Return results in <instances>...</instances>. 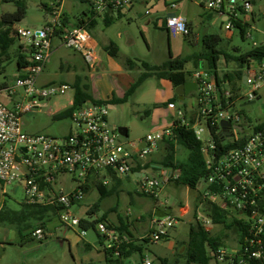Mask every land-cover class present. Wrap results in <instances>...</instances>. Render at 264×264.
<instances>
[{"label":"built area","instance_id":"1","mask_svg":"<svg viewBox=\"0 0 264 264\" xmlns=\"http://www.w3.org/2000/svg\"><path fill=\"white\" fill-rule=\"evenodd\" d=\"M92 1L96 10L103 12L110 7L127 10L133 0ZM200 1L222 21L226 31L237 28L238 23L248 28V15L253 11L251 0ZM57 2L58 5L53 3L49 7L50 19L43 27L16 29L20 41L29 45L30 53L14 84L0 90V94L11 101L7 105L0 100V182L7 185L18 180L24 189L25 204L55 208V218L60 224L69 229L80 228L83 238L86 230L81 228V222L92 217L82 218L73 208L86 195V179L101 175L100 185L107 187L114 178H132L140 193L152 196L158 202L160 192L176 182L181 172L152 163L147 166L148 159L160 151L161 143L173 135L174 127L191 130L201 142L208 169L205 179L199 183L205 187L199 209L213 204L240 224L239 233L233 234L229 243L212 253L214 264H264V128H259V123H244L242 114L243 104L255 100L264 88V56L259 61L244 64L241 81L235 87L229 79L217 81L203 69L195 71L192 74L196 83L193 91L195 107L178 109L168 126L148 132L137 143L120 141L121 135L108 125L107 105L93 102H86L74 110L70 116L73 128L66 136L28 134L23 130L22 116L37 108V100H50L64 95L69 89L66 84H40L38 81L56 51L54 40L59 41V47L80 54L89 68L95 69L98 62V46L90 32L65 23L62 1ZM170 7L175 8L176 3ZM171 13L174 16H169ZM171 13L163 21L168 33L190 35L186 17ZM261 34L260 42L246 31L245 37L251 40L253 49L264 46V29ZM223 121L228 126H221ZM205 135L206 140L203 139ZM75 171H79L84 179L80 185L67 193L58 190L60 174ZM168 204L166 200L163 205ZM179 217L168 214L159 218L153 214L150 232L141 239H148L149 243L165 239L176 228ZM197 221L206 229L212 224L209 217L202 220L198 216ZM97 230L106 243L104 250L111 252L113 258L119 256L124 243L130 242L126 233L109 227L108 222H100ZM33 236L41 241L46 232L38 227ZM143 264H152L149 256H144Z\"/></svg>","mask_w":264,"mask_h":264},{"label":"rangeland","instance_id":"2","mask_svg":"<svg viewBox=\"0 0 264 264\" xmlns=\"http://www.w3.org/2000/svg\"><path fill=\"white\" fill-rule=\"evenodd\" d=\"M241 1L238 0V2ZM251 1L257 16H264V0ZM173 2H176V7L172 9L170 4ZM199 2L201 1L167 0L168 10L187 15L192 20L194 31L186 36L169 34L164 28L163 21L168 12L163 5V0H133L132 7L121 17L115 10L111 12L114 17V23L111 26L104 24L103 12H100L97 25L87 30L98 43L100 54L108 57V61L98 62L95 69H91L85 64L80 54L65 47L57 50L50 59L47 70L39 83L53 79L56 84L68 85L69 89L64 95L53 97L50 100H37V108L22 116L21 123L24 132L52 137H63L70 133L73 128L71 118L54 119V116L72 106L76 76L86 79L90 86L89 93L94 99H106L113 93L121 97L125 89H128L135 79L145 72L142 62L161 66L171 56L185 58L199 55L205 51L203 39L207 35L220 36L222 41L219 48L227 54L237 56L252 48L251 40L247 37L242 38L238 28L226 31L219 20L213 24L208 17L213 13L200 6ZM52 3L58 5L57 0H27L26 17L17 24V27L32 30L43 27L51 15L50 9L46 10L44 6ZM91 8V3L87 1L62 0L61 10L66 14L69 25L73 27L78 26V20ZM13 11H15L13 4H2L0 1V18L3 13ZM257 26H264V17L260 18ZM247 31L251 32L256 39L257 34L250 27ZM105 43H108L106 45L112 43L118 49L117 56L112 57L106 52ZM20 45L21 41L17 39L10 50L11 60L3 64L5 68L0 74V83L14 84L19 74L17 57ZM57 45L59 41L54 40V47ZM235 48H239V52L235 51ZM128 60L136 63L134 68L126 64ZM66 61L70 70L67 69ZM235 67V62L226 63L224 55L221 56L218 62L220 74L231 71ZM209 68V62H201L195 58L186 64V70L191 74L199 69ZM188 81H193L192 75L188 76ZM175 90L176 88H172L169 81L160 79L157 74L153 73L140 84L136 93L127 102L106 104L109 111L110 129L118 134V127L128 128V136H120L119 140L137 143L145 138L148 132L165 128L170 124L171 118L178 109L185 110L196 105V94L193 92L185 97L186 107L180 101L169 104V100L175 95ZM19 92L21 93V90ZM0 100L10 105L8 97L3 93L0 94ZM242 114L245 118L244 123L264 124V88L259 91L255 100L242 107ZM203 139H207L206 135ZM160 154V151L155 152L148 161H158ZM188 155L189 150L185 146L176 145L177 160L184 161ZM152 164L159 166L157 163ZM100 176L92 175L86 179L89 189L84 199L73 208L82 218H87L88 209L100 199L98 188ZM83 180L79 171L63 172L60 174L56 188L67 193L76 189ZM120 181L119 189L102 199L98 213V216L107 214L109 223L114 226L120 225V218L132 224L140 216L149 215L153 205L157 203L154 197L140 193L139 187L132 178H124ZM113 187L115 183L111 182L107 189ZM204 190L205 187L202 184L195 189H189L176 183L167 185L160 192L158 201L161 204H166V200L169 201L170 215L174 217H179L177 214L179 208L189 205V215L179 217L180 221L168 241L162 239L156 242L157 244L146 243L143 245V254L137 252L130 260L135 264H143V256L146 254L155 263L158 262L159 257L172 258L174 250L172 252L169 246L172 242L188 241L190 226L195 222L193 219L195 205H199L203 200ZM24 199V189L18 180L7 185L0 182V207L19 210ZM182 213L185 214L183 210ZM197 213L202 220L208 219L203 209H198ZM222 229L220 225L209 224L208 230L214 235H220ZM44 230L46 237L41 241L37 240L33 234L30 240H23L15 226L0 224V242L5 245L0 255V264H105L101 257L104 254L106 243L103 240L100 243L97 230H86V236L82 238L80 228L74 230L64 227L57 218H53ZM130 231L138 237L132 226ZM96 242H98L97 245H95ZM209 264H214L213 260Z\"/></svg>","mask_w":264,"mask_h":264},{"label":"trees","instance_id":"3","mask_svg":"<svg viewBox=\"0 0 264 264\" xmlns=\"http://www.w3.org/2000/svg\"><path fill=\"white\" fill-rule=\"evenodd\" d=\"M2 4H13L15 11L5 12L0 18V74L3 73L6 62L11 60L10 50L16 43L18 36L15 27L20 23L27 14V0H0ZM91 3L92 8L86 12L83 17L78 20V26L85 29H93L97 25V17L101 15L94 6L92 0H82ZM133 5V1H132ZM131 5V7H132ZM46 10L50 9L49 6H44ZM130 7V8H131ZM128 8V9H130ZM127 9V10H128ZM114 11L111 7L103 11V21L106 26H111L114 23V17L111 12ZM118 16L123 15L122 9L115 10ZM65 23H68L66 14H64ZM236 27L240 31L242 38L245 37L247 28L240 23L236 24ZM20 40V39H19ZM222 39L218 35H207L203 39L205 51L199 55L187 56L185 58H173L163 63L161 66H153L147 62H142V67L145 69L130 87L123 93L121 97L112 94L108 100L94 99L89 93V83L81 76H76L74 80V98L71 107L65 109L61 113L54 116V119H63L70 117L71 114L82 106L86 102H93L98 104H119L129 100L137 91L140 84L150 77L153 73L157 74L158 78L168 80L172 83L174 89L182 84L188 82V76L192 75L191 72L186 70V64L192 61L194 58L199 61L209 62L210 68L203 69L210 74L214 75L217 81L221 79H229L232 82V86L235 87L242 78V68L248 61H259L264 56V46L256 49H251L248 52L240 53L239 55H231L225 53L219 48ZM106 52L112 56H117L118 49L111 43L106 45ZM22 49L24 47L20 45L17 65L18 68H23L27 62L26 54H23ZM235 51L239 52V48H235ZM25 52L30 53V49H25ZM224 55L226 63L235 62L236 67L231 71H225L221 75L218 71V62L221 56ZM126 64L134 68L136 63L132 60H128ZM201 70V69H199ZM7 86L6 82L0 83V90ZM179 101L177 95L169 100V104ZM185 107L186 105L183 104ZM259 128H264V124L259 125ZM173 135L170 138L164 139L160 145V159L158 161H149L147 166L151 163H157L163 168H172L181 172L180 177L176 180V184L185 186L189 189H195L197 185L205 179L208 174L207 165L204 156L201 152V142L198 141L191 130L184 128H173ZM176 145L185 146L189 150V155L186 160L181 161L176 159ZM115 187L107 189L103 185H99L100 199L96 201L87 211V216L92 217L91 220H82L81 228L84 230L94 229L97 230V225L100 222H108L109 227L115 228L120 232L126 233L129 238V243H124L119 249V256L112 257V253L108 250H104L106 257V264L108 263H123L126 264L130 261V258L137 252L143 254V245L149 243L148 239L136 238L130 227L133 226L137 231L135 223L142 221H148L150 226V220L153 215L142 216L133 221L132 224L129 221L124 222L120 218V225L114 226L109 223L107 214L98 216L101 208V201L105 197L109 196L112 192L117 191L121 185V181L117 178L113 179ZM88 187L85 188L86 193ZM199 205H195L193 214L194 223L190 226L188 241H177L174 246V254L172 258L159 257L158 262L152 261V264H209L212 260V253L220 246L224 245L226 241L230 239L231 234H238L240 231V224L227 212L218 208L213 204H206L203 207V211L211 219L213 225H220L223 227L220 235H214L208 229H206L202 223L197 221ZM57 215V210L52 207H43L37 205H27L23 202L19 210H11L5 207H0V224H8L15 226L19 235L23 240H30L32 234L39 226L46 228L47 224L51 222ZM33 230V232H32ZM98 231V230H97ZM100 243H102V236L98 232ZM144 258V257H143Z\"/></svg>","mask_w":264,"mask_h":264},{"label":"crops","instance_id":"4","mask_svg":"<svg viewBox=\"0 0 264 264\" xmlns=\"http://www.w3.org/2000/svg\"><path fill=\"white\" fill-rule=\"evenodd\" d=\"M59 1H62V0H59ZM195 1V0H194ZM173 3H176V2H173ZM196 3V2H195ZM53 4V3H52ZM61 4H62V2H61ZM172 4V3H171ZM199 4H200V6H203L202 4H201V2H199ZM163 5L165 6V9H166V12H168V14L169 13H171L172 11L171 10H168V6H167V0H163ZM49 7L51 6V4L50 5H48ZM122 12L123 13H127L128 11L127 10H125V9H123L122 10ZM183 15V14H182ZM183 16H185L186 17V19L188 20V25H189V28H190V34H192L193 33V31H194V24H193V22H192V20L191 19H189L188 18V16L187 15H183ZM209 19L210 20H212V23L214 24L216 21H218L219 19H217L216 18V16H215V14H210L209 16ZM264 16H262V17H258L257 16V14L255 13V11L253 10L252 12H251V14L250 15H248V27H250L252 30H255L256 32V34H257V37H256V40L257 41H262V34H261V31L264 29V26L263 27H258L257 26V23H260V18H263ZM219 21H221V20H219ZM222 22V21H221ZM15 29H18V27L16 26L15 27ZM95 40V39H94ZM23 41H21V45L24 47V49H22V52H23V54H26L27 56H29V53L28 52H25V49H27V50H29V45L27 44V43H25V42H23ZM95 43H96V45L98 46V43L96 42V40H95ZM106 44H108V43H105V45ZM56 48V51L57 50H59L61 47H59L58 45L55 47ZM252 48H250L249 50H251ZM55 51V52H56ZM54 56V54L52 55V57ZM51 57V58H52ZM97 57H98V62H107L108 61V57H106V56H103V54H100V52H99V47H98V50H97ZM50 58V59H51ZM50 61V60H49ZM49 61L47 62V64H46V66H45V69H44V71H43V73L40 75V77H39V80L38 81H41V78H42V76L45 74V72H46V70H47V67H48V63H49ZM67 62V61H66ZM97 62V63H98ZM67 64V66H68V62L66 63ZM17 67H18V65H17ZM64 68V67H63ZM67 69L68 70H70V66H68L67 67ZM18 70H19V74H20V69L18 68ZM18 74V75H19ZM221 75V74H220ZM168 81V80H167ZM170 82V81H169ZM48 83H55V81L53 80V79H48V80H46V81H44V83H41V84H48ZM131 83V82H130ZM129 83V84H130ZM171 83V82H170ZM171 85H172V83H171ZM172 88H174L173 87V85H172ZM125 90H127V89H125ZM192 93V92H191ZM114 94V93H113ZM190 94V93H189ZM188 94V95H189ZM110 97H108V98H106V99H100V100H108ZM173 98V97H172ZM171 98V99H172ZM170 99V100H171ZM9 101H10V99H9ZM184 101H185V99H184ZM10 104H11V101H10ZM175 183V182H174ZM170 184H172V183H170ZM158 206H164V207H166V208H170V206L171 205H167V206H165V205H163V204H161L159 201L157 202V203H155L154 205H153V208H152V212L151 213H149V214H151V215H153V214H155V212H156V209H157V207ZM189 205H186L185 207H182V208H179L178 209V212H177V214L179 215V216H182V210L184 211V213L185 214H183L184 216L183 217H186V216H188L189 215ZM142 216H145V215H142ZM142 216H140V217H142ZM147 216H149V215H147ZM146 216V217H147ZM139 217V218H140ZM146 224H148V226L146 225ZM135 225H136V227H137V231L135 230V228H134V230H135V232H136V234L138 235V237H136V238H141V236H143V235H146V234H148L149 232H150V226H149V222L148 221H142V222H140V223H135ZM173 230H175V228L173 229ZM172 230V231H173ZM172 231L169 233V235H168V237H166L164 240L165 241H168L169 239H170V237H171V234H172ZM177 242V241H176ZM176 242H172L171 244H170V246H169V249L170 250H172V252H173V250H174V246H175V244H176ZM0 244H1V246H2V248H4V244L3 243H1L0 242ZM98 244V242H96L95 243V245H97ZM148 244V243H147ZM153 244H157V243H153ZM144 256H149V255H144ZM143 256V257H144ZM150 257V256H149ZM151 259V258H150ZM101 260L102 261H104L105 262V264H106V257H105V253L103 254V256L101 257ZM152 260V259H151ZM153 261V260H152ZM126 264H135L133 261H129V262H127Z\"/></svg>","mask_w":264,"mask_h":264},{"label":"water","instance_id":"5","mask_svg":"<svg viewBox=\"0 0 264 264\" xmlns=\"http://www.w3.org/2000/svg\"><path fill=\"white\" fill-rule=\"evenodd\" d=\"M169 16H174L173 13L169 14ZM196 90V83L193 81H188L185 84H182L178 87H176L175 90V94L177 95L179 101L181 102V104H183L185 97ZM258 99H260V97H258ZM245 104H243L244 106ZM221 126H228L227 122H222ZM118 133L123 136L126 137L129 134V130L126 127H118L117 129ZM171 213V209L170 208H166L164 206H158L155 212V215L159 218H164L166 217L168 214ZM3 253V248L0 244V255Z\"/></svg>","mask_w":264,"mask_h":264}]
</instances>
